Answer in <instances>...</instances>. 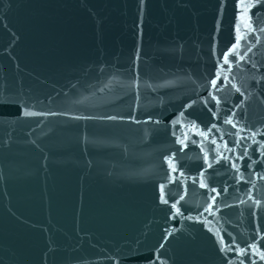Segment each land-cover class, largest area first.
Wrapping results in <instances>:
<instances>
[{
	"label": "water",
	"instance_id": "obj_1",
	"mask_svg": "<svg viewBox=\"0 0 264 264\" xmlns=\"http://www.w3.org/2000/svg\"><path fill=\"white\" fill-rule=\"evenodd\" d=\"M243 5L0 0V264H264Z\"/></svg>",
	"mask_w": 264,
	"mask_h": 264
},
{
	"label": "snow or ice",
	"instance_id": "obj_2",
	"mask_svg": "<svg viewBox=\"0 0 264 264\" xmlns=\"http://www.w3.org/2000/svg\"><path fill=\"white\" fill-rule=\"evenodd\" d=\"M241 6L244 7V5H243V0H241ZM241 15H242V18L246 15V8H245V11L242 12ZM242 23H243V25H244L245 28L250 27V25L246 22V20H243V19H242ZM238 30H239V29H238ZM225 61L227 62V57L225 58ZM212 83H213V85H215V81H213Z\"/></svg>",
	"mask_w": 264,
	"mask_h": 264
}]
</instances>
